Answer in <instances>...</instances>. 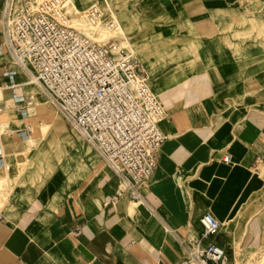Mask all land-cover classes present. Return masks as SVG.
Returning a JSON list of instances; mask_svg holds the SVG:
<instances>
[{
	"label": "crops",
	"instance_id": "0c3cea01",
	"mask_svg": "<svg viewBox=\"0 0 264 264\" xmlns=\"http://www.w3.org/2000/svg\"><path fill=\"white\" fill-rule=\"evenodd\" d=\"M115 2L166 112L155 172L140 186L161 221L112 198L118 178L32 83L55 108L39 99V110L23 86L30 76L1 53L0 264H177L176 237L197 238L206 212L221 223L216 242L229 260L263 249L264 91L254 89L264 87V41L243 0Z\"/></svg>",
	"mask_w": 264,
	"mask_h": 264
},
{
	"label": "built area",
	"instance_id": "2783aa9c",
	"mask_svg": "<svg viewBox=\"0 0 264 264\" xmlns=\"http://www.w3.org/2000/svg\"><path fill=\"white\" fill-rule=\"evenodd\" d=\"M68 2L0 0V55L6 54L11 64L30 76L69 130L118 178L112 198L127 196L157 216L140 186L155 172L165 139L159 123L166 112L131 47L73 26ZM106 13L93 7L85 18L93 26L101 23L111 30L117 20L109 5ZM4 75L13 88L15 70ZM229 159L228 154L222 157L224 162ZM200 223L197 238L176 237L181 250L177 264H228V253L216 242L221 223L210 212L201 216ZM72 232L78 234L79 228Z\"/></svg>",
	"mask_w": 264,
	"mask_h": 264
},
{
	"label": "rangeland",
	"instance_id": "374dc122",
	"mask_svg": "<svg viewBox=\"0 0 264 264\" xmlns=\"http://www.w3.org/2000/svg\"><path fill=\"white\" fill-rule=\"evenodd\" d=\"M76 3H79L82 9L78 10L77 6L75 5ZM87 4L88 2L86 0H69L68 6H67V12L70 15V23L73 26L80 28L83 32H85L88 35L96 36L100 39L113 38L116 41L120 42L122 45H128L133 50L134 55L139 60L141 64V68L143 69L142 64L146 63V59L143 58L142 63H141V53L139 51V46L137 44V41L136 39L131 37V32L125 28L124 18L122 14L123 7L121 6L120 8H117L116 6L117 2L111 3V0H96V3L95 2L91 3V5H88L86 7ZM107 5H111L112 11L117 20V28L115 29L113 28L114 29L113 31L106 30L101 23L97 24V26H92L90 23L87 22L85 18V12L93 7L98 8L103 13V15H106ZM243 6L245 10V13H244L245 22L247 23L249 27L252 28L255 34L259 32L258 35L255 36V38H257L259 41H264V32H261L259 30L260 22L262 21L264 23V0H243ZM137 11L140 12L141 9L137 8ZM261 54H263V52ZM259 60H260L259 56L256 53L254 57L252 58V63L254 65H257ZM147 72H149L148 69H147ZM22 76L24 77L23 86L28 88L31 91V93H33L38 99L34 102L35 105L45 106L44 103H41V101H44L55 110V108L50 104V102L46 98H44L43 94L37 88L33 86L30 79L24 74ZM147 78H148L149 85L152 87L154 94L157 96L158 93L153 88L150 78L148 76ZM29 83H31V85H29ZM23 90L26 91V89H23ZM254 90L264 91V87L257 86V88H255ZM57 113L58 115L61 116V114L58 111ZM258 200L261 204V207H264V185L262 186L260 190V195L258 197ZM237 254L241 255L240 253H237ZM250 256H253V257L250 258ZM263 258H264V248L263 249L255 248V249H252L251 252L243 258L239 257V258L229 260V264H260Z\"/></svg>",
	"mask_w": 264,
	"mask_h": 264
},
{
	"label": "bare ground",
	"instance_id": "6f19581e",
	"mask_svg": "<svg viewBox=\"0 0 264 264\" xmlns=\"http://www.w3.org/2000/svg\"><path fill=\"white\" fill-rule=\"evenodd\" d=\"M76 6H77V9L78 10H80V9H82V7H81V5L79 4V3H76L75 4ZM70 8V7H69ZM93 26V25H92ZM95 26H97V25H95ZM115 28H117V26L115 27ZM114 28V29H115ZM114 29H111V31H113ZM107 30V29H106ZM143 66V65H142ZM144 69V68H143ZM29 79H30V81H31V83H32V80H31V78L30 77H28ZM19 90V89H18ZM20 91V90H19ZM51 104V103H50ZM37 107L39 108V110H44L45 109V106H43V105H37ZM43 121V120H42ZM48 127H50V125H48V124H44V123H42V124H40V128H41V130H42V134H43V136H44V133H45V131H46V129L48 128ZM53 132V131H52ZM43 136L41 137V139H39V140H43L42 138H43ZM36 140L37 139H34V138H32V137H30V139H29V141H28V144H29V148H28V152H30L31 153V151H32V149L34 150V147H35V145H36ZM34 145V146H33ZM250 261V260H249ZM192 264H194V263H192Z\"/></svg>",
	"mask_w": 264,
	"mask_h": 264
}]
</instances>
